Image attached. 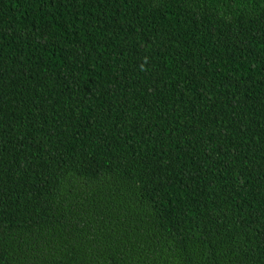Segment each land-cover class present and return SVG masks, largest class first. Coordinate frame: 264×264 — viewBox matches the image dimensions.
Here are the masks:
<instances>
[{"label": "trees", "instance_id": "trees-1", "mask_svg": "<svg viewBox=\"0 0 264 264\" xmlns=\"http://www.w3.org/2000/svg\"><path fill=\"white\" fill-rule=\"evenodd\" d=\"M0 264H264V0H0Z\"/></svg>", "mask_w": 264, "mask_h": 264}]
</instances>
